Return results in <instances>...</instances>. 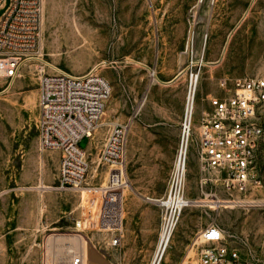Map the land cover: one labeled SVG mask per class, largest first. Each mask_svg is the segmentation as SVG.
<instances>
[{
	"label": "rangeland",
	"instance_id": "1",
	"mask_svg": "<svg viewBox=\"0 0 264 264\" xmlns=\"http://www.w3.org/2000/svg\"><path fill=\"white\" fill-rule=\"evenodd\" d=\"M242 1L45 0L47 61L76 74L104 62L97 73L108 80L112 93L103 123H124L130 117L134 122L124 192L126 222L133 208L140 206L158 210L161 222L159 208L147 198L163 194L139 193L135 183L137 178L145 181L138 173L145 145L140 131L136 134L138 127L144 121L160 120L159 107L179 106L181 97L183 111L185 108V74L177 88L152 85L150 69L168 82L185 68L189 37H194L198 53L206 47L196 116L209 108L207 94L225 95L233 90L237 78L264 76V0H254L251 7L250 0ZM11 3L5 0L0 8V22ZM226 52L228 61L221 62ZM208 62L217 63L209 66ZM39 80L38 64L24 66L7 92H2L6 80L0 79V264H43L46 254L67 263L69 259H64L68 256L52 240L65 235L86 237L84 264H143L141 260H125L122 244L108 246L111 237L106 232L76 233L75 216L85 194L60 191L56 150L43 155L39 152ZM107 132L102 126L95 133L86 179L89 186L103 187L107 179L110 167L99 166L97 159ZM79 147L87 148L88 138L81 139ZM202 174L195 137L186 180V196L194 204L183 211L163 264H198L193 242L210 223L225 231L227 242L238 250L243 264H264V189L251 197L256 199L251 203L258 204L241 206L223 200L227 197L222 191L219 199L207 196L214 189L202 186ZM218 200L221 204H216Z\"/></svg>",
	"mask_w": 264,
	"mask_h": 264
},
{
	"label": "built area",
	"instance_id": "2",
	"mask_svg": "<svg viewBox=\"0 0 264 264\" xmlns=\"http://www.w3.org/2000/svg\"><path fill=\"white\" fill-rule=\"evenodd\" d=\"M5 0H0V8ZM44 0H12L0 22V79L6 80L2 92L11 89L24 66L38 64L39 139L45 150L61 152L58 189L80 191V211L74 221L76 233L93 231L110 235L111 245L118 246L124 231V192L128 187L127 148L129 123H103L106 103L112 88L95 65L84 74L51 64L46 59L44 37ZM204 46L195 49L194 37L186 41L187 93L181 124V136L167 194L153 200L161 214L158 245L151 264H160L189 200L186 180L192 145L197 139L201 161L202 186L212 187L207 194L219 199L222 191L237 205L251 207L258 191L264 189V76L237 78L233 90L209 98L210 109L195 124L194 100L201 73L206 66ZM151 83H162L155 70L149 71ZM182 74V73H181ZM108 128L98 151V165L110 167L103 187L89 186L90 156L96 131ZM84 137L85 149L79 147ZM249 197V198H248ZM258 201V200H257ZM247 202V203H245ZM198 264H243L238 250L226 240L225 231L216 223L205 226L196 236ZM43 264H62L57 256L47 255ZM65 264H84L83 256L74 254Z\"/></svg>",
	"mask_w": 264,
	"mask_h": 264
},
{
	"label": "crops",
	"instance_id": "3",
	"mask_svg": "<svg viewBox=\"0 0 264 264\" xmlns=\"http://www.w3.org/2000/svg\"><path fill=\"white\" fill-rule=\"evenodd\" d=\"M244 1L247 0H243L242 2ZM251 5H252V0H250V7ZM84 73L86 72H81L78 74L81 75ZM182 78H183L182 74L179 72L168 82H163L159 77L158 79L162 83L152 84L151 78L149 80L152 85H166L167 87L175 85L174 88H177L178 87L177 82H179ZM175 93H177V91H175ZM213 96H219V94H212V93L207 94L206 96L207 101H209V98ZM210 108L211 107L209 106V108L206 110H209ZM183 114H184L183 98L181 97L179 106L170 108L168 105H162L159 107L158 117L160 118V120L146 121V122L144 121L137 129V133H136L137 136H139L138 131H140L141 141L145 142V145H143L141 148L142 157L144 159L142 161V167L140 168V170H138V173L142 174L145 181L140 182L138 178L135 179L136 187L138 186L139 193L158 194V195L163 194L160 197H148L147 199L151 202L153 200L164 197L168 192V187H169L168 178L170 171L173 167L176 153L179 147ZM201 118H202V114L201 116L199 115L196 116V112H195L194 120L196 125L200 124ZM124 123L130 124V131L128 137V147H129V139L132 128L134 126V122L133 120H131L130 117ZM88 145H89V139H88ZM46 151L48 150L43 151L41 149L39 142V152L43 155ZM54 155L58 157L60 162L61 152L56 150ZM126 171L128 178V148H127ZM153 204L155 205V203ZM157 208L159 207L157 206ZM77 216L78 214L75 216V218ZM159 230H160V222H159L158 210H155L153 208L141 207V206L138 208H133L130 219L126 222V218H125L124 234L122 235L120 239V243L118 245V246H120L121 244L123 245L122 253L125 260L129 262L135 260H141L143 264H147L150 262L152 263L158 245ZM108 246L116 247L111 245V239L109 240ZM99 254L104 259L106 258L104 254L102 253ZM163 260H162V264H163ZM197 261H198V257H197Z\"/></svg>",
	"mask_w": 264,
	"mask_h": 264
},
{
	"label": "bare ground",
	"instance_id": "4",
	"mask_svg": "<svg viewBox=\"0 0 264 264\" xmlns=\"http://www.w3.org/2000/svg\"><path fill=\"white\" fill-rule=\"evenodd\" d=\"M254 0H252V2H253ZM225 60H227V52H226V54H225V56H223V58H222V60H221V62H223V61H225ZM228 61V60H227ZM103 64H102V66H105L104 65V62H102ZM216 63L217 62H208L207 63V65H209V66H214V65H216ZM33 65V64H32ZM26 67H30V65H27ZM39 68V67H38ZM24 71V70H23ZM25 72V71H24ZM180 73H182V77L184 76V73L181 71ZM208 74V73H207ZM209 78L210 79H212V73L210 72L209 73ZM180 80V79H179ZM177 82V81H176ZM112 88V87H111ZM196 100H197V95H196V97H195V100H194V107H193V112H195V110H196ZM30 102V101H29ZM43 188V187H42ZM47 188V187H46ZM49 189V188H48ZM51 189V188H50ZM221 204V201L220 200H218V202L216 203V204ZM194 203L193 202H189V204H188V206H187V208H190L191 209V207H192V205H193ZM186 208V209H187ZM185 209V210H186ZM184 210V211H185ZM183 214V213H182ZM52 240H54V242L53 243H58V244H60V250L62 251V254L63 255H66V256H68L67 258H65L64 260H68V259H70L69 258V256L71 257V256H73L75 253L77 254V252H78V254H80V255H82L83 256V259H84V261L86 260V258H87V248H86V244H87V239H86V237H84V236H80V235H75V236H58V237H53L52 238ZM170 246H171V244H170ZM169 246V247H170ZM168 251V250H167ZM167 251L165 252V255L167 254ZM57 254V253H56ZM164 255V256H165ZM56 256V255H55ZM67 262V261H66ZM64 263V262H63ZM65 264V263H64ZM160 264H162V262L160 263Z\"/></svg>",
	"mask_w": 264,
	"mask_h": 264
}]
</instances>
